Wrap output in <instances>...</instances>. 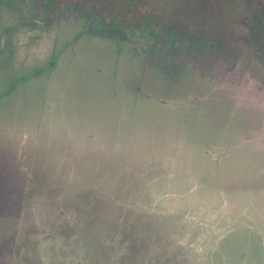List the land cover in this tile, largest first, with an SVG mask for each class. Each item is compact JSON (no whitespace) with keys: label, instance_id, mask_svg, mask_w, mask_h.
<instances>
[{"label":"rangeland","instance_id":"rangeland-1","mask_svg":"<svg viewBox=\"0 0 264 264\" xmlns=\"http://www.w3.org/2000/svg\"><path fill=\"white\" fill-rule=\"evenodd\" d=\"M0 264H264V0H0Z\"/></svg>","mask_w":264,"mask_h":264}]
</instances>
